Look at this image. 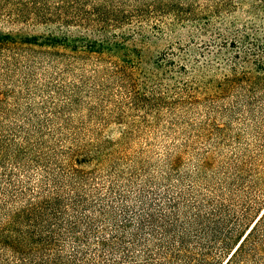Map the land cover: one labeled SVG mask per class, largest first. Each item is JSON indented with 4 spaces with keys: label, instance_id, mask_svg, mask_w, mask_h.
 Segmentation results:
<instances>
[{
    "label": "rangeland",
    "instance_id": "1",
    "mask_svg": "<svg viewBox=\"0 0 264 264\" xmlns=\"http://www.w3.org/2000/svg\"><path fill=\"white\" fill-rule=\"evenodd\" d=\"M160 4L196 14L174 20ZM99 11L105 26L77 21ZM0 32L39 37L0 44V140L29 149L13 165L38 160L16 171L32 188L63 171V150L100 135L122 139L118 167L155 178L163 202L216 190L239 223L263 209L264 0H0ZM97 41L100 53L86 49ZM228 253L216 244L212 264Z\"/></svg>",
    "mask_w": 264,
    "mask_h": 264
},
{
    "label": "trees",
    "instance_id": "2",
    "mask_svg": "<svg viewBox=\"0 0 264 264\" xmlns=\"http://www.w3.org/2000/svg\"><path fill=\"white\" fill-rule=\"evenodd\" d=\"M171 5L159 7L174 20L196 14ZM102 15L77 16V21L93 17L92 25L105 26L108 19ZM66 19L63 13V28L69 27ZM20 39L0 32V44H40L38 36ZM53 39L44 44H57ZM69 42L63 38V47ZM86 49L100 53L102 45ZM88 142L63 150V171L32 188L30 176L22 180L16 171L38 160L13 165L29 149L9 151L0 140V214L9 202L20 200L0 218V264H212L209 251L216 244L229 251L220 264H264V207L250 222L246 217L239 223L228 208L229 199L216 190L201 194L179 189L163 202L166 190L159 191L155 178L141 174L142 168L125 174L118 167L127 152L122 139L98 135ZM178 162L171 159L172 172ZM241 221L242 227L235 228Z\"/></svg>",
    "mask_w": 264,
    "mask_h": 264
}]
</instances>
